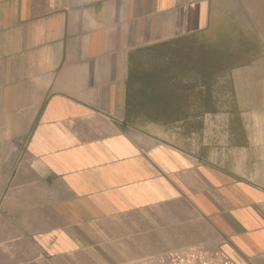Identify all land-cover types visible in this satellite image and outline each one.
Masks as SVG:
<instances>
[{
  "label": "crops",
  "instance_id": "obj_1",
  "mask_svg": "<svg viewBox=\"0 0 264 264\" xmlns=\"http://www.w3.org/2000/svg\"><path fill=\"white\" fill-rule=\"evenodd\" d=\"M263 64L264 0H0V264H264Z\"/></svg>",
  "mask_w": 264,
  "mask_h": 264
},
{
  "label": "built area",
  "instance_id": "obj_2",
  "mask_svg": "<svg viewBox=\"0 0 264 264\" xmlns=\"http://www.w3.org/2000/svg\"><path fill=\"white\" fill-rule=\"evenodd\" d=\"M129 264H232V262L220 253L193 248L160 254Z\"/></svg>",
  "mask_w": 264,
  "mask_h": 264
},
{
  "label": "bare ground",
  "instance_id": "obj_3",
  "mask_svg": "<svg viewBox=\"0 0 264 264\" xmlns=\"http://www.w3.org/2000/svg\"><path fill=\"white\" fill-rule=\"evenodd\" d=\"M261 17H263V16H261ZM262 21H263V19H262ZM257 31V30H256ZM253 33V32H252ZM255 34V33H254ZM259 36V35H258ZM263 44V43H262Z\"/></svg>",
  "mask_w": 264,
  "mask_h": 264
},
{
  "label": "rangeland",
  "instance_id": "obj_4",
  "mask_svg": "<svg viewBox=\"0 0 264 264\" xmlns=\"http://www.w3.org/2000/svg\"><path fill=\"white\" fill-rule=\"evenodd\" d=\"M264 65V64H263Z\"/></svg>",
  "mask_w": 264,
  "mask_h": 264
}]
</instances>
